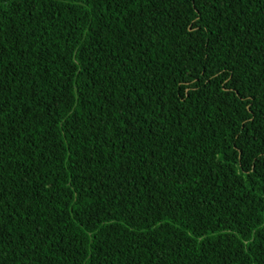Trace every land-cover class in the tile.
<instances>
[{"label":"trees","instance_id":"1","mask_svg":"<svg viewBox=\"0 0 264 264\" xmlns=\"http://www.w3.org/2000/svg\"><path fill=\"white\" fill-rule=\"evenodd\" d=\"M0 264H264V0H0Z\"/></svg>","mask_w":264,"mask_h":264}]
</instances>
